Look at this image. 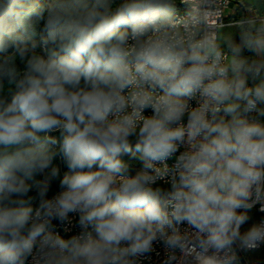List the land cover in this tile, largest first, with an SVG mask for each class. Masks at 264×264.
Here are the masks:
<instances>
[{
  "label": "clouds",
  "instance_id": "obj_1",
  "mask_svg": "<svg viewBox=\"0 0 264 264\" xmlns=\"http://www.w3.org/2000/svg\"><path fill=\"white\" fill-rule=\"evenodd\" d=\"M249 11L225 34L207 0H0V264H239L264 246Z\"/></svg>",
  "mask_w": 264,
  "mask_h": 264
},
{
  "label": "built area",
  "instance_id": "obj_2",
  "mask_svg": "<svg viewBox=\"0 0 264 264\" xmlns=\"http://www.w3.org/2000/svg\"><path fill=\"white\" fill-rule=\"evenodd\" d=\"M237 1H239V0H207V6L209 8L210 13L213 16H219L221 18V21H222L221 27L228 24V23H234L236 21V20H233L231 22L227 21L225 15H226V11L230 7V5L234 2H237ZM254 212L259 214V216L257 218V220H259V218L261 217V214L259 213L258 209H253V213ZM240 252L243 255V251L240 250ZM239 264H264V259H262V260H255L254 259V260L247 261L244 258V262H242L239 259Z\"/></svg>",
  "mask_w": 264,
  "mask_h": 264
},
{
  "label": "crops",
  "instance_id": "obj_3",
  "mask_svg": "<svg viewBox=\"0 0 264 264\" xmlns=\"http://www.w3.org/2000/svg\"><path fill=\"white\" fill-rule=\"evenodd\" d=\"M243 4L247 5V13L243 12V6H242ZM249 5H251L255 9H258L260 13L264 15V0H246L245 3H241V0H239V2L232 3L230 7L227 9L226 15H225V17L227 18L226 20L231 22L233 20L239 19L240 18L239 16L244 17V16H248L252 14L249 11ZM231 9L233 10V12H230ZM231 24L234 25V23H231ZM235 31H237L236 28H235Z\"/></svg>",
  "mask_w": 264,
  "mask_h": 264
},
{
  "label": "rangeland",
  "instance_id": "obj_4",
  "mask_svg": "<svg viewBox=\"0 0 264 264\" xmlns=\"http://www.w3.org/2000/svg\"><path fill=\"white\" fill-rule=\"evenodd\" d=\"M230 12H233V10L231 9ZM222 30L225 34H228L229 32H234L235 27L233 24L228 23V24L222 26ZM243 256L247 261L254 260V259L255 260H262V259H264V246H261V247L257 248L256 250H253V251H243Z\"/></svg>",
  "mask_w": 264,
  "mask_h": 264
},
{
  "label": "trees",
  "instance_id": "obj_5",
  "mask_svg": "<svg viewBox=\"0 0 264 264\" xmlns=\"http://www.w3.org/2000/svg\"><path fill=\"white\" fill-rule=\"evenodd\" d=\"M237 2H239V1H237ZM242 6H243V12H244V13H247V5H246V4H243ZM234 17H235V16H234ZM239 17L241 18L242 16H239ZM253 215H254V218H255V219H257L258 216H259V214L256 213V212H254Z\"/></svg>",
  "mask_w": 264,
  "mask_h": 264
},
{
  "label": "water",
  "instance_id": "obj_6",
  "mask_svg": "<svg viewBox=\"0 0 264 264\" xmlns=\"http://www.w3.org/2000/svg\"><path fill=\"white\" fill-rule=\"evenodd\" d=\"M237 255H238V258H239L242 262H244V257H243V255H242V253L240 252V250H237Z\"/></svg>",
  "mask_w": 264,
  "mask_h": 264
},
{
  "label": "bare ground",
  "instance_id": "obj_7",
  "mask_svg": "<svg viewBox=\"0 0 264 264\" xmlns=\"http://www.w3.org/2000/svg\"><path fill=\"white\" fill-rule=\"evenodd\" d=\"M159 259L160 258L153 256V262H152V264H159Z\"/></svg>",
  "mask_w": 264,
  "mask_h": 264
}]
</instances>
